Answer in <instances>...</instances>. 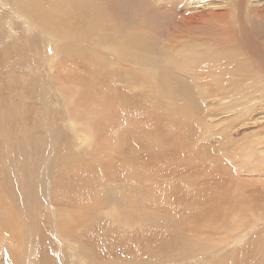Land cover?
Here are the masks:
<instances>
[{
    "label": "rangeland",
    "instance_id": "rangeland-1",
    "mask_svg": "<svg viewBox=\"0 0 264 264\" xmlns=\"http://www.w3.org/2000/svg\"><path fill=\"white\" fill-rule=\"evenodd\" d=\"M46 9L0 0V264L222 263L196 262L193 243L264 264V167L244 161L252 137L231 118L203 124L194 78L183 118L148 66L127 73L111 54L103 78L107 54L78 36L86 24Z\"/></svg>",
    "mask_w": 264,
    "mask_h": 264
},
{
    "label": "bare ground",
    "instance_id": "bare-ground-1",
    "mask_svg": "<svg viewBox=\"0 0 264 264\" xmlns=\"http://www.w3.org/2000/svg\"><path fill=\"white\" fill-rule=\"evenodd\" d=\"M46 1L52 3V11L46 9L44 13L86 24L78 36L93 40L96 46L102 47L99 55L107 54L100 63L103 78L108 76L105 70L111 64L106 57H112L111 54H121L124 63L117 58L116 63L122 64V69L127 73L139 75L142 67L148 66L147 73L152 79L156 78L157 86L168 92L167 95H173L174 100H179L173 101V111L180 110V115L185 117L189 113L179 103L195 104L193 108H196L197 101L189 90L192 86L190 79H196L198 91L207 104L203 124L212 126L224 118L238 122L245 143L248 137H252L248 146L251 152L248 154L247 150L244 154L245 164L254 166L263 163L264 167V0ZM5 2L29 11V7L38 0ZM63 36L68 38L71 33L65 31ZM156 39L163 40L165 44H160ZM172 53L178 54L179 58L175 59ZM196 56L199 60L192 58ZM181 58L182 61L178 62ZM103 61L107 67L102 65ZM183 64L186 66L182 67ZM172 69L181 72L185 79L174 75ZM108 79H111V75ZM126 83L130 85L132 81L126 80ZM120 96L128 98L127 94ZM56 138L59 136L56 135ZM253 139L258 140L255 146H252ZM203 155L206 157V151H203ZM247 158L253 160L247 162ZM47 187L46 184L48 194ZM200 244L190 245V257L196 262L212 259L211 263L227 264L233 261L224 254L227 245ZM250 249H247L249 254H246V248L243 249V255L257 254L256 249L253 252ZM174 256L164 264H177ZM157 258L162 257L157 256L152 262L144 260L142 263L153 264L160 261ZM123 264L132 262L125 261ZM251 264H259L258 259Z\"/></svg>",
    "mask_w": 264,
    "mask_h": 264
}]
</instances>
